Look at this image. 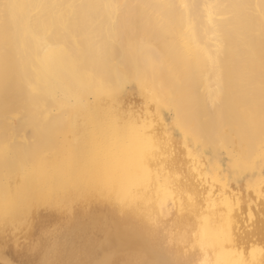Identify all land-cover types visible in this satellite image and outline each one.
Segmentation results:
<instances>
[{"label": "bare ground", "instance_id": "bare-ground-1", "mask_svg": "<svg viewBox=\"0 0 264 264\" xmlns=\"http://www.w3.org/2000/svg\"><path fill=\"white\" fill-rule=\"evenodd\" d=\"M263 76L264 0H0V258L3 229L48 207L58 238L103 226L160 264H264ZM128 77L172 108L180 140L125 120ZM238 104L249 129L226 122ZM128 212L164 227L169 257ZM101 253L93 264H110Z\"/></svg>", "mask_w": 264, "mask_h": 264}, {"label": "rangeland", "instance_id": "rangeland-1", "mask_svg": "<svg viewBox=\"0 0 264 264\" xmlns=\"http://www.w3.org/2000/svg\"><path fill=\"white\" fill-rule=\"evenodd\" d=\"M145 51L147 53H150L152 51V49L148 48V49H145ZM113 76L116 78V74H114ZM262 78L264 80V76ZM120 88L122 91L120 93V98H119L118 102H116V104L119 108H121V109L123 108L121 111H123L125 113V115L128 114V116L125 117V120H127L129 122L130 121H132V122L136 121L137 124H139V123L143 124L144 123L145 125H147V129L149 127L150 128L152 127L153 129H149V130H153L157 133H160L161 135L163 132H165L164 134H166V133L168 134V132L169 133L171 132L170 133L171 136L174 135L173 137H175V139H177V140L181 139L180 138L181 137L180 136L181 135L180 130L176 127V124L174 122V111L172 110V108L170 106H168L167 104H163V105L161 104L160 105L157 103L155 104V102H153V104H155V106L153 104H151L152 101H150V98L148 95L149 91L145 87H143V84L141 83L140 80L137 79V77H128L125 80L121 79ZM184 90H183L184 91L183 93L185 95L190 94L192 91V84L189 83ZM92 98H93V96L90 95V100H92ZM150 106H151V108H150ZM152 107H153V109H152ZM234 107H236V106H234V105L231 106L232 109L230 110V112L233 110L232 113H229L230 108L226 109V115H225L226 116V122H228V124L230 123L231 125L237 124L239 126V128L243 127L242 130L245 127L249 129L248 124H246V121H247L246 119H248V116L245 117L246 115L244 116L243 113L241 114V112H244L243 106L242 105L239 106V104H238L237 107H240V108H237V107L234 108ZM150 109H151V111H150ZM170 109H171V111H170ZM236 110H238V111L236 112ZM151 112H152V114H151ZM155 112H157V114ZM148 113H150V114H148ZM239 113L241 114V116ZM138 115L140 116V119L142 121L139 120ZM132 117H134L136 119H134ZM142 117H143V119H142ZM130 118L134 119V121ZM210 118H212V119H210ZM146 119H148V120H146ZM160 119H162L165 122V124H167V122H168L169 125L165 126V124L162 123L163 121ZM143 120H144V122H143ZM151 120H153L152 121L153 123L149 122ZM169 120H170V122H169ZM147 121L149 122V124ZM238 121L241 122V125ZM206 122H208V124H212L215 127V125L218 124L217 115L214 112H212L211 115L206 117ZM82 123L84 124V126L86 125L85 128H83L84 131L90 132L91 128L97 127V125L95 123H98L100 125L104 122H100L98 120L95 122H92L90 120L89 121L83 120ZM63 124L65 125L66 123L64 122ZM64 125H62L64 129L62 128V126L61 127L58 126L61 128V130L63 129L62 132H60L61 130L55 131V129H54V132H55L54 135L56 136V138L62 139V138H64L63 136L67 135V133H65L66 125L65 126ZM148 125H149V127H148ZM153 125H154V127H153ZM234 125L232 128L233 131L236 129V128H234ZM87 126H89V127H87ZM91 126H93V127H91ZM87 128H90V129H87ZM57 129L58 128H56V130ZM237 129H238V127H237ZM167 130H169V131L167 132ZM59 133H61V134H59ZM227 133H228V135L226 134V137H225V140H227L226 144L228 143V140L230 137L229 134L232 132L227 131ZM59 135H63V136L59 137ZM261 145L262 144L259 145L260 150H262L261 148H263V147H261ZM263 145H264V143H263ZM213 146H211V147L213 149L215 148L216 153L221 155L220 158L224 159L223 161L226 164V165L225 164L224 165L226 167L228 166L230 171L236 169L235 167H229L230 164H228L229 156L227 155V152H228L227 149L226 148L224 149V147L222 146V144L220 142H215V145H213ZM217 146H219V147H217ZM255 160H256V164H258V166L263 167L264 166V153H260L256 157ZM244 182L245 181L241 180L239 183L243 184ZM234 186H236V185H234ZM241 188L243 189V186H241ZM170 207H172V205H170ZM44 208H46V209H44ZM30 211L32 212V210H30ZM42 211H43V213H42ZM50 212L52 214H50ZM27 213H28V215L26 214L25 216H23V218L20 219V220L26 219L24 221L28 220L27 222L24 223V221H19L15 225L6 226L5 229H3L5 232L4 234H3V232H1V234H3L5 238H6L7 234L9 236V234L12 233V235H14L15 238L12 235H10L9 239L7 237L6 242L10 243L11 241L12 242L14 241L13 243H15L17 245L20 244L21 246L20 247L17 246L18 248H16L15 244H14V246L11 245L12 242L10 243V245L8 243H6L7 246H5V249H7V250L4 251L5 257L3 259L0 258V264H93L96 261L95 260L96 257H94L93 254H95L97 251L102 252L101 254L105 253L104 256L110 264H160L158 262H155V261L149 259L148 256H146L147 253L142 252L141 250H138L133 246L121 245L119 243H115V244H113V246L110 245L111 244L110 242H112V231L105 230L103 228V226H101L100 228H99V226H97L96 228L92 227V228L88 229L87 231H84L81 236L80 235L79 236L77 235L76 237L71 236V238H72L71 240H70L69 236H67L65 234L59 235L61 237L58 238V236L53 234L55 231V225L59 227V225L61 223L60 222L61 219L58 218V220H57V217L58 216L60 217L58 211H56L54 209H50L48 207H42L40 209V213H39L40 215H38V216L44 217L43 218L44 220L41 217L37 218L38 216H35V215H34V217H32L33 214H30L29 211ZM44 213H46L47 216H45ZM53 213H55V214H53ZM48 215H50V216L53 215V216L50 217ZM54 215L56 216V218H54L55 217ZM128 215H130V216H128ZM116 216L122 217L121 214H120V216H119V214H117ZM133 216L134 215H132L131 213L128 212L127 216L123 217V218H125L124 220H127L128 223L133 224L134 228L133 227L132 228L134 229L136 234H138L140 236V238H142L143 240L144 239L146 240L145 242H147L146 244H147V246L149 245L148 247L150 248V250H152V252H154L157 255L164 257V258L169 257L168 256L169 251L166 249V245L168 243L167 238L169 235H168L167 231H165L164 227L163 228H162V226L157 227V228L152 227V226L148 225V223H146L145 219H142L141 217H136V216L133 217ZM24 217H26V218H24ZM28 217H29V219H27ZM46 217L47 218L50 217V218L47 219ZM35 221H37V222H35ZM118 222H120V221H118ZM41 223H43V224H41ZM32 224L35 227H32L31 226ZM16 225H18L20 228ZM10 227H11L12 231H13L14 227H18L19 229H21L20 234H18L19 233L18 228L17 229L15 228L16 230L14 229L16 232L18 231L17 233L16 232L14 233L12 231L10 232L9 231ZM102 228H103V230H102ZM163 229L165 232L162 231ZM107 231H109V232H107ZM27 232H29V233H27ZM24 234H25V237L27 235L28 236L26 238H24V236H23ZM165 234L168 236L165 237L166 236ZM53 236H54V238H57V239L54 240ZM11 237L14 239H11ZM0 240H1V238H0ZM15 240H16V242H15ZM8 246L9 247L13 246V247L8 248ZM98 246H100L102 248H100V250H98L99 249ZM23 247H25V248H23ZM15 249H17V251L18 250H20V251L17 252ZM14 251H16V252H14ZM91 251H93V253ZM95 256H96V254H95ZM91 257L94 260H92L90 263L89 260L92 259Z\"/></svg>", "mask_w": 264, "mask_h": 264}, {"label": "snow or ice", "instance_id": "snow-or-ice-1", "mask_svg": "<svg viewBox=\"0 0 264 264\" xmlns=\"http://www.w3.org/2000/svg\"><path fill=\"white\" fill-rule=\"evenodd\" d=\"M262 251H264V250H262Z\"/></svg>", "mask_w": 264, "mask_h": 264}]
</instances>
